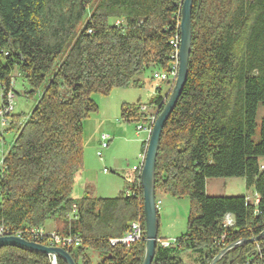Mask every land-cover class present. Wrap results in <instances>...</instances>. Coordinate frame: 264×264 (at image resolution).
I'll return each instance as SVG.
<instances>
[{
    "label": "trees",
    "instance_id": "trees-1",
    "mask_svg": "<svg viewBox=\"0 0 264 264\" xmlns=\"http://www.w3.org/2000/svg\"><path fill=\"white\" fill-rule=\"evenodd\" d=\"M182 3L0 0V102L8 93L15 99V70L29 88L25 95L37 97L0 162L5 234L49 246L31 231L61 220V236L80 239L78 247L60 246L74 264H94L89 251L98 255L97 264H142L138 174L128 185L130 195L74 200L72 188L83 168V123L98 109L93 95L139 87L145 70L170 68ZM172 88L164 95L156 92L150 107L161 112ZM259 105H264V0H193L187 78L164 124L155 165V194L188 198L187 224L176 245L157 243L152 264H186L184 253L210 264L229 246L262 235L264 118L254 140ZM139 106H121V120L138 123ZM12 113L9 118L22 119ZM231 178L243 179L257 203L244 196L206 195L207 180ZM73 206L75 220L69 221ZM226 214L234 218L231 228L222 225ZM131 222L140 223L141 239L112 247L109 241L121 237ZM0 264H53V259L3 247ZM55 264L66 263L56 257ZM216 264H264V236L233 247Z\"/></svg>",
    "mask_w": 264,
    "mask_h": 264
},
{
    "label": "rangeland",
    "instance_id": "rangeland-1",
    "mask_svg": "<svg viewBox=\"0 0 264 264\" xmlns=\"http://www.w3.org/2000/svg\"><path fill=\"white\" fill-rule=\"evenodd\" d=\"M154 69L151 67L145 70L139 77V87L130 85L127 88L113 89L107 96L99 94L93 95L92 99L97 104V112L91 114L83 123L82 140H83V168L81 174L75 178L72 197L80 196V185L85 181L91 183L94 187V194L97 198H115L125 195L128 185L134 178L133 166H138L141 142L146 139L143 131H137V123H126L121 120L120 110L124 105H137L140 108H147L150 113L151 99L155 97L158 91L168 93L173 87L169 84L161 83L152 78ZM14 89L16 96L13 103L14 115L22 116L21 120L11 117L10 125L1 127L0 125V161L11 145L21 123L33 110L37 97L30 99L25 93L29 88L17 70L13 72ZM165 93V94H166ZM161 95H164L161 93ZM140 121L145 116L141 115ZM264 118V105H259L256 116V134L254 140L259 137V125ZM18 121V122H17ZM12 127V130H10ZM9 132L7 137L3 134ZM102 135H108L111 141L108 148L102 152V157L96 156L99 148V140ZM13 136V139H12ZM6 151V152H5ZM264 166V163L262 162ZM81 179V180H80ZM224 183V184H223ZM226 184V185H225ZM231 195L247 196L246 198L252 203L255 199L253 189H246L244 180L240 178L231 179H210L207 184V196L210 197H227ZM163 198V199H162ZM156 201H160L158 207L159 230L158 235L166 241L177 240L185 233L187 224V215L189 211V200L186 197L175 199L170 196L156 195ZM57 228L56 234L61 236L65 223L61 220L48 221L46 225H52ZM44 226V227H45ZM50 226L47 230L50 231ZM61 232V233H60ZM48 234V233H46ZM163 240V241H164ZM243 245V244H242ZM240 246V245H239ZM89 256L94 264L99 262L98 255L89 251ZM101 258V257H100ZM186 264H198L197 256L184 253L181 255Z\"/></svg>",
    "mask_w": 264,
    "mask_h": 264
},
{
    "label": "water",
    "instance_id": "water-1",
    "mask_svg": "<svg viewBox=\"0 0 264 264\" xmlns=\"http://www.w3.org/2000/svg\"><path fill=\"white\" fill-rule=\"evenodd\" d=\"M193 0H183L180 18V41L178 51V75L173 85L171 94L164 104L161 112L158 108V116L153 125L146 152L145 161L139 175V183L143 191V215L145 226V252L142 264H152L156 245L158 243L159 221L156 208L155 194V165L159 150L161 133L166 120L171 114L182 88L185 84L188 71V59L191 50V9ZM166 97V96H165ZM264 236V232L258 238L249 241L237 242L229 246L217 255L210 264H216L227 251L233 247L245 244L246 242H257ZM3 247H15L31 253L44 254L53 259L60 257L66 264H74L69 254L60 247H46L38 243L27 242L22 238L13 236L0 237V249Z\"/></svg>",
    "mask_w": 264,
    "mask_h": 264
},
{
    "label": "built area",
    "instance_id": "built-area-1",
    "mask_svg": "<svg viewBox=\"0 0 264 264\" xmlns=\"http://www.w3.org/2000/svg\"><path fill=\"white\" fill-rule=\"evenodd\" d=\"M117 24L118 22H116V25ZM179 41L180 39L178 41L174 40L170 42L171 46L174 49V53H173L174 62L170 66V68L167 71L155 72L152 75V78L154 80L161 82V83L164 82L166 84H169L170 87L174 85L175 80L178 75ZM13 101H14L13 93H8L6 96L5 103L0 102V125L1 127H6L10 125L9 114L13 110ZM150 111L152 112L148 113L147 108H145L144 106L140 108L139 110V113L141 115L145 114V116L142 118V121H139L137 123L136 130L143 131L146 134V139L143 142H141L140 154L138 156L140 163L138 166L132 167V171L135 174H138V176L140 175L141 169L143 167L145 157H146L147 147H148V140H149L153 125L155 123L156 117L158 116V113H159L158 107L156 108L151 107ZM110 141H111V138L108 135H102L100 137L99 148L96 153V156L98 158L102 157V152L108 148ZM0 162H2V159ZM126 193L127 195L132 194L131 191H127ZM252 203L256 204L257 203L256 199ZM159 205H160V202L156 201L157 210H158ZM75 211H76V207L73 206V211L70 214V216H68L69 221L75 220ZM222 225L224 228L233 227L234 226L233 216L230 214H226L222 219ZM31 235L39 239H46V243L49 245L46 247H60V246H72V245H74L75 247H78L80 245V239L78 237L71 238V237H65V236L64 237L58 236L56 234L50 235V234H46L42 229L31 231ZM4 236H12V235L5 234L3 230L0 228V237H4ZM141 236H142V229H141L140 223L131 222L128 225L127 230L123 233L121 237L117 239H111L109 243L112 247L116 245H122V246L128 247L134 244L135 242L139 241L141 239ZM13 237L21 238L19 234L16 236L13 235ZM158 244L161 247H171V246L176 245V240H172V241L159 240Z\"/></svg>",
    "mask_w": 264,
    "mask_h": 264
},
{
    "label": "crops",
    "instance_id": "crops-1",
    "mask_svg": "<svg viewBox=\"0 0 264 264\" xmlns=\"http://www.w3.org/2000/svg\"><path fill=\"white\" fill-rule=\"evenodd\" d=\"M139 81V80H138ZM137 84H140V82L139 83H137ZM135 87H137V86H135ZM162 94H165L166 92H161ZM152 100V99H151ZM7 134H11V133H9V132H6V133H4L3 134V137H7L8 135ZM12 139H13V136H12ZM12 142H13V140H12ZM12 142H11V145H12ZM11 145H9L10 147H11ZM141 146V145H140ZM10 147L9 148H7V152L9 151V149H10ZM141 149V148H140ZM6 152V151H5ZM134 167V166H133ZM81 174V172L79 173V174H77L78 176ZM135 174V173H134ZM77 177V176H76ZM81 180V179H80ZM132 182V181H131ZM207 184H208V180L206 181V185H205V193H206V195H207ZM224 184V183H223ZM226 185V184H225ZM80 196L78 197V198H73L74 200H79V199H81L84 195H88L89 197H91V198H97L96 196H95V194H94V187L91 185V183L90 182H88V181H85V184H83V183H81V185H80ZM235 196H238V195H231V196H227V197H235ZM244 197H247V196H244ZM163 199V198H162ZM255 199H256V196H255ZM254 199V200H255ZM160 202V201H159ZM52 224V223H51ZM52 227L51 229L52 230H50V231H48L47 229L49 228V227ZM43 231L45 232V233H56L58 230H57V228L54 226V223L52 224V225H46L44 228H43ZM61 233V232H60ZM57 234V233H56ZM61 235V234H60ZM161 240H164V239H162V238H160Z\"/></svg>",
    "mask_w": 264,
    "mask_h": 264
}]
</instances>
